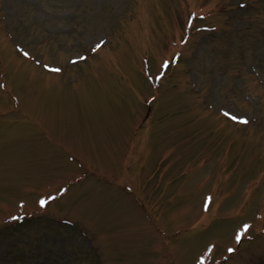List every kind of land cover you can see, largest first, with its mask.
Wrapping results in <instances>:
<instances>
[{
  "label": "rangeland",
  "instance_id": "1",
  "mask_svg": "<svg viewBox=\"0 0 264 264\" xmlns=\"http://www.w3.org/2000/svg\"><path fill=\"white\" fill-rule=\"evenodd\" d=\"M250 2L0 0V264H264Z\"/></svg>",
  "mask_w": 264,
  "mask_h": 264
},
{
  "label": "snow or ice",
  "instance_id": "2",
  "mask_svg": "<svg viewBox=\"0 0 264 264\" xmlns=\"http://www.w3.org/2000/svg\"><path fill=\"white\" fill-rule=\"evenodd\" d=\"M25 55H27V53H25ZM235 119V117H233Z\"/></svg>",
  "mask_w": 264,
  "mask_h": 264
}]
</instances>
